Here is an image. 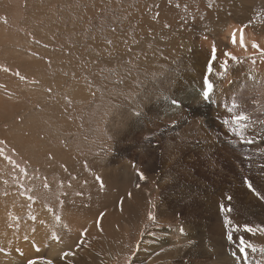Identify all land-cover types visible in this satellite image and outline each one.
I'll return each mask as SVG.
<instances>
[{"label":"rangeland","instance_id":"1","mask_svg":"<svg viewBox=\"0 0 264 264\" xmlns=\"http://www.w3.org/2000/svg\"><path fill=\"white\" fill-rule=\"evenodd\" d=\"M229 25L264 36V0H0V264H264V233L243 231L264 228L243 183L264 195V56L234 53ZM205 76L209 99L172 103ZM132 182L142 216L119 222L105 260L73 206L113 209L102 193ZM240 236L256 250L239 253Z\"/></svg>","mask_w":264,"mask_h":264},{"label":"bare ground","instance_id":"2","mask_svg":"<svg viewBox=\"0 0 264 264\" xmlns=\"http://www.w3.org/2000/svg\"><path fill=\"white\" fill-rule=\"evenodd\" d=\"M241 28L242 27H240L238 25H231V26L229 25V27H227V29L225 31L226 32V34H225L226 36L225 37H227L229 39V42L232 45V51L234 53H237V52H239V53H247V52L251 51L253 49L252 48V42L253 41H256L261 47L264 48V36H263V34L256 35L254 32H252L249 29H243L244 30V33H243L244 34V41H245V44H246L247 47L246 48H242L241 45H240V32L238 31ZM233 31L236 32V43L235 44L232 42V33H233ZM237 55H239V54H237ZM194 93H196L198 95L201 94L202 93L201 88L199 86L189 87V89H187L186 91H184L183 93H181L179 95V99L178 100H180V102L181 101L182 102L183 101H187V102H191L192 101V102H194L193 99L191 100V97L193 96L192 94H194ZM197 98H198V96H197ZM173 110H174L173 107H170L168 111L173 112ZM180 119H181V117H180ZM126 172H127V170H126ZM121 174L124 175L123 173H121ZM121 174H119V177H121L120 176ZM119 177H118V179H119ZM125 177H126V175H125ZM130 178H131V176H130ZM135 179L136 178L134 176L133 178H131V181H133ZM131 181H130V183H131ZM135 185L136 184L133 183L130 186V188L128 189V190H130V192L132 194L131 197H130V199H128V194L130 193L128 190L120 193L121 196L119 194V195H117V197H114L115 196L114 194H107V192H103L102 193V199L108 200L110 202H115V204H116L117 207H115L113 209L112 208L108 209V207L105 208V204L103 202H100V201H96L95 203H93L91 205H88L87 208L86 207L84 208V207H82V205H77V204H75L73 206V209L77 213L82 212V211L85 212V218L82 219L83 222H86L87 221L85 223L86 224V227L85 228L87 230L86 229H85V231L83 230V232L85 233L84 234V237L86 235L88 236V240L87 241L93 240V238L91 236H95L94 238H97L98 239L97 245H99V246L97 248V252H100L102 254V257L105 260H107V258H109L108 253H106L107 249L109 251L111 249L115 248V247L117 249V247L119 245V241L122 240V235L120 234L121 232L118 233V230H117V225H119V222L120 221H125L126 219H129L128 224L129 225H132L133 222H135V220L137 219V217L142 216V213H143V210H142V207H141L142 205L138 203L139 199H141V198H140L139 191H137L136 189H134L135 188L134 187ZM124 196H125V199H124ZM121 201H123L122 204L120 203ZM134 201H135L136 204L133 203ZM76 206H80V207H76ZM118 206H121V211L119 210V207ZM98 209H99V211H98ZM38 211L41 212V211H44V210H43L42 207L34 205L32 212L29 214L30 218L35 217L37 215V212ZM101 214H103V216H101ZM87 215L90 216V219L87 218ZM98 220H99V223H97ZM34 221L31 224L32 226H36V223L37 222H36V220H34ZM48 223H49L50 226H53V227L56 226L55 222H53V220L51 218H50V220H48ZM91 223H93L95 227H98L100 229V231L97 232L96 234L95 233H92L91 230H90V228H89V225ZM93 224H91V225H93ZM14 227H16V226H14ZM90 227H92V226H90ZM29 228H30L29 225H23V226H21V230L22 231L24 229H29ZM91 229H93V228H91ZM53 230L55 231L56 229L53 228ZM66 230H67V227L66 226L60 225L59 228H58V230H57V232H58V234H61L62 232H65ZM122 230H125V228H123ZM6 236L8 237L9 235H6ZM23 237H25V236H23ZM68 238L70 240L71 235H69ZM72 238H73V236H72ZM73 240L76 241L74 238H73ZM15 241L18 242L19 239H15ZM110 241L114 243L113 246L109 243ZM52 243H54V240L51 241V244ZM135 244H136V242H134V245ZM100 246H102V247H100ZM3 250H4V248H3ZM127 252L128 251H126V253ZM10 253H12V252L10 251ZM91 254L92 253L86 254V257L85 258L87 259V262L86 263H82V264H101L100 263L101 262L100 260L95 259V257H90ZM129 254L131 256V253H129ZM26 256H27V258L29 257V255H26ZM133 264H146V262H143V261L137 259V257H135V259L133 260Z\"/></svg>","mask_w":264,"mask_h":264},{"label":"snow or ice","instance_id":"3","mask_svg":"<svg viewBox=\"0 0 264 264\" xmlns=\"http://www.w3.org/2000/svg\"><path fill=\"white\" fill-rule=\"evenodd\" d=\"M238 31L240 32V45H241L242 48H246L247 46L245 44L244 34H243L244 30H243V28H241ZM232 42L234 44L236 43V32L235 31H233V33H232ZM109 43H111V41H109ZM252 48L255 49L257 52H259L261 56H264V49H261L260 45L256 41L252 42ZM216 53H217V49L213 45V47L211 49V58L213 60L216 59ZM224 55L230 56L231 59H233V60L236 59V57L232 56L231 53H224ZM221 67L227 68V61H225L221 65ZM208 71H209V73H211V71H212V66L211 65L208 67ZM18 75H19V73H18ZM213 88H214L213 83L210 81L208 76H205L203 78V91L200 94L202 96L203 100L209 99L210 93H212ZM49 91H51V89H49ZM172 103L175 105V104L180 103V101H177V100L174 99L172 101ZM233 107H235V104H233ZM231 110L232 109L229 108V111H231ZM242 118L243 117H237V119H242ZM136 174H137V176H138V178L140 180H146L147 179L146 175L142 171L138 170ZM96 180L99 182L100 187L103 189L104 188V182H103L102 178L98 176V177H96ZM243 183L245 184V186L247 187V189L250 192H252L259 199L264 200V195H262L261 192L256 190V188L254 187V184H253V182L251 180H249L247 177H245L244 180H243ZM45 187H48V185L45 184ZM137 187H139V185H137ZM78 195H79V193H78ZM128 195H129V197H131V193H129ZM29 199H31V197H29ZM226 200L229 202V205H230L231 201L233 200V197L231 195H228V196H226ZM120 203L122 204L123 201H121ZM219 210L222 213H231L233 211V208L231 206H226L225 204H220L219 205ZM101 216H103V214H101ZM32 219L35 220L36 218L32 217ZM56 219L59 220L60 217H57ZM148 219L149 220H155L156 219V217L153 216L151 211L148 212ZM97 223H99V220L97 221ZM223 224H224L225 228L227 229V239L231 243L234 240V233L236 231H239L240 226L236 225L235 227H233V221H232V219H230L228 217V215H225L224 220H223ZM257 230L260 231L261 233H264V228L255 229L253 227L248 226L247 224H245L243 226V231L245 233H255ZM83 234L84 233H82V235ZM24 239L27 240L28 237H24ZM52 239L55 240L56 242H60L61 238L58 235H56L55 233H53L52 234ZM248 248H251L253 251L256 250L254 245L250 244L249 241L246 240L243 236H240L239 237V241H238V251H239V253L246 254V249H248ZM37 250H39V249H37ZM0 251H3V249H0ZM236 254H237L236 252L232 253L233 256H236ZM70 255H73V253H71V252L62 253L63 257H68ZM28 264H37V261L36 260H29ZM44 264H52V261L51 260H46L44 262Z\"/></svg>","mask_w":264,"mask_h":264}]
</instances>
